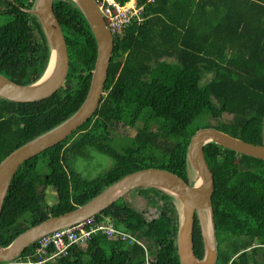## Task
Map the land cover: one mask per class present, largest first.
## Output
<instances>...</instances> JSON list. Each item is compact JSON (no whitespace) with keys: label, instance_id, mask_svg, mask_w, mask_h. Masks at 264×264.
<instances>
[{"label":"trees","instance_id":"trees-1","mask_svg":"<svg viewBox=\"0 0 264 264\" xmlns=\"http://www.w3.org/2000/svg\"><path fill=\"white\" fill-rule=\"evenodd\" d=\"M137 2L144 5V19L132 21L122 36L114 35L94 114L64 140L24 161L12 177L0 214L2 246L136 170L162 168L192 183L187 147L201 127L264 144V0ZM34 5L35 0H0V15H7L0 23V73L23 85L40 78L50 57L41 23L30 11ZM53 5L68 49V74L63 86L43 100L0 97V161L71 116L87 95L97 54L94 34L73 0ZM223 114L230 117L222 120ZM123 126L134 128V134H125ZM92 150L108 155L113 165L88 178L75 163L91 158ZM205 155L214 175L215 264H264V160L212 142L205 145ZM50 190L56 199L45 203ZM135 190L148 207L159 209L157 217L148 220L122 197L93 218L108 216L136 234L153 254L150 264H180L179 200L154 187ZM193 249L203 257L197 215ZM54 264H145V255L139 244L97 233Z\"/></svg>","mask_w":264,"mask_h":264},{"label":"water","instance_id":"water-1","mask_svg":"<svg viewBox=\"0 0 264 264\" xmlns=\"http://www.w3.org/2000/svg\"><path fill=\"white\" fill-rule=\"evenodd\" d=\"M73 1L83 12L97 45V54L87 95L81 106L71 116L20 145L0 161V214L9 183L19 166L47 148L58 144L87 121L96 111L104 92L103 88L114 45L113 35L94 0ZM53 2L54 0H35L34 8L30 10L37 15L50 47V57L45 71L35 82L26 85L14 82L0 73V97L14 102H36L50 97L63 86L68 74L69 56ZM52 63L54 68L50 76L44 82L38 83ZM210 142L264 160V144L243 140L215 127H201L191 136L187 147V158L194 171L192 183L186 182L169 170L156 167L128 173L83 205L62 214L50 216L38 224L32 225L18 234L6 246L0 244V262L12 261L45 234L95 216L132 190L154 187L174 195L180 202V225L177 235V252L180 264H215L217 260L216 242L207 241L203 231L205 247L203 257L198 258L193 249L194 221L199 211H208L214 231L211 202L214 175L205 155V145ZM230 263L231 261L228 264Z\"/></svg>","mask_w":264,"mask_h":264},{"label":"built area","instance_id":"built-area-1","mask_svg":"<svg viewBox=\"0 0 264 264\" xmlns=\"http://www.w3.org/2000/svg\"><path fill=\"white\" fill-rule=\"evenodd\" d=\"M110 29L111 34L122 36L125 28L132 21L141 23L144 19L142 13L144 5L137 0H128L120 3L117 0H94ZM153 2L154 0H147ZM97 233L105 234L110 239H120L130 244H139L144 250L146 245L139 240L136 234L117 227L108 216L100 220L93 217L56 229L43 235L34 242L32 249L24 255H18L11 263L17 264H50L62 256L68 255L73 246L84 247L88 240ZM151 258L146 251L145 264H150Z\"/></svg>","mask_w":264,"mask_h":264},{"label":"rangeland","instance_id":"rangeland-1","mask_svg":"<svg viewBox=\"0 0 264 264\" xmlns=\"http://www.w3.org/2000/svg\"><path fill=\"white\" fill-rule=\"evenodd\" d=\"M6 16L7 15L5 14L0 15V23L4 22ZM229 117H230L229 115L223 114L221 119L222 120L228 119ZM122 131L125 134L133 135L135 129L128 126H123ZM91 156L92 157L88 159H84V158L78 159L77 162L75 163V167L77 168V170L88 178L94 177L100 174L101 172H104L113 165V160L106 154L100 153L96 150H92ZM41 162H42L41 164L42 169L43 170L45 169V171H47L48 168H45L46 165L44 159L41 158ZM55 199H56L55 192L53 190H50L49 193L46 195L45 203H53ZM123 199L138 211L143 212L148 220L157 217L159 214V209L157 207L147 206L146 200L141 196V194L137 190L130 191L127 195L123 197ZM197 216L202 226V231L207 238V241L209 242L212 241V243L216 242V239L214 238L215 230L213 231L212 225L210 223V217L208 211L207 210L199 211ZM152 255L153 254L151 253V256Z\"/></svg>","mask_w":264,"mask_h":264},{"label":"bare ground","instance_id":"bare-ground-1","mask_svg":"<svg viewBox=\"0 0 264 264\" xmlns=\"http://www.w3.org/2000/svg\"><path fill=\"white\" fill-rule=\"evenodd\" d=\"M251 8V7H250ZM253 9V8H252ZM249 10V9H248ZM253 11V10H252ZM255 11V10H254ZM247 12H249V11H247ZM260 14V13H259ZM240 30V29H239ZM38 47V46H37ZM39 49V48H38ZM34 55V54H33ZM28 56V55H27ZM30 57V56H29ZM35 58V57H34ZM36 60V59H35ZM31 61V60H30ZM33 61V60H32ZM38 68V67H37ZM53 68H54V64L52 63L50 66H49V68H48V70H47V72H46V74H45V76L38 82V83H42V82H44L47 78H48V76H50V74L52 73V71H53ZM102 99V98H101ZM79 129V128H78ZM124 202V201H123ZM130 207V206H129ZM59 215V214H58Z\"/></svg>","mask_w":264,"mask_h":264},{"label":"clouds","instance_id":"clouds-1","mask_svg":"<svg viewBox=\"0 0 264 264\" xmlns=\"http://www.w3.org/2000/svg\"><path fill=\"white\" fill-rule=\"evenodd\" d=\"M147 247V246H146ZM144 249V248H143ZM147 252H148V254H149V256H150V258H151V261L153 260V256H151V253H149V251H148V248H147V250H146ZM146 251L144 250V255L146 254ZM150 261V262H151Z\"/></svg>","mask_w":264,"mask_h":264}]
</instances>
